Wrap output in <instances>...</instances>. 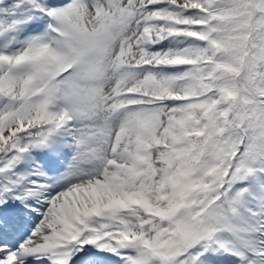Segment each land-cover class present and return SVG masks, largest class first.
<instances>
[{"label":"snow or ice","instance_id":"1","mask_svg":"<svg viewBox=\"0 0 264 264\" xmlns=\"http://www.w3.org/2000/svg\"><path fill=\"white\" fill-rule=\"evenodd\" d=\"M0 264H264V0H0Z\"/></svg>","mask_w":264,"mask_h":264}]
</instances>
